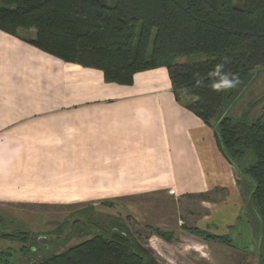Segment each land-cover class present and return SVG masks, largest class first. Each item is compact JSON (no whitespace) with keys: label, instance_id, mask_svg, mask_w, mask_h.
<instances>
[{"label":"crops","instance_id":"crops-1","mask_svg":"<svg viewBox=\"0 0 264 264\" xmlns=\"http://www.w3.org/2000/svg\"><path fill=\"white\" fill-rule=\"evenodd\" d=\"M19 34L0 30V206L175 201L205 194L229 174L214 129L177 101L167 66L136 73L131 85L109 83L101 70L31 44L35 29ZM185 57L171 62L188 63ZM234 223L225 232L238 248L219 250L255 264V235ZM183 243L156 242L169 255L193 250ZM248 243L255 250L240 248ZM211 255L214 264L226 260L221 252Z\"/></svg>","mask_w":264,"mask_h":264},{"label":"trees","instance_id":"trees-1","mask_svg":"<svg viewBox=\"0 0 264 264\" xmlns=\"http://www.w3.org/2000/svg\"><path fill=\"white\" fill-rule=\"evenodd\" d=\"M234 2L0 0V30L19 36L35 29L31 44L65 62L99 69L109 83L131 85L136 73L167 66L177 101L214 129L227 161L254 180L264 227V114L252 123L221 114L229 93L219 87L224 75L235 81L264 66V0H244L241 8ZM197 53L210 58L171 62ZM113 229L28 264H158L146 242ZM155 234L171 239L155 229L145 241ZM262 246L264 252V233ZM259 261L264 263L262 252Z\"/></svg>","mask_w":264,"mask_h":264},{"label":"rangeland","instance_id":"rangeland-1","mask_svg":"<svg viewBox=\"0 0 264 264\" xmlns=\"http://www.w3.org/2000/svg\"><path fill=\"white\" fill-rule=\"evenodd\" d=\"M234 5L241 8L244 0H235ZM209 58L202 53L185 57L189 64ZM227 91L229 94L221 114L249 123L261 118L264 114V66L251 69L236 78ZM231 166L229 174L217 178L218 182L209 192L190 198H175V201L142 196L100 206H0V264L38 262L96 234L111 235L116 230L114 227L119 231L131 232L141 243L146 242L158 264H214L215 256L211 254L220 252L222 259H226L223 264H252L247 263L244 255L241 261V257L232 255L226 249L219 250L220 246L238 248L235 246L238 240H233L225 232V227L228 228L233 220L234 228L241 231L245 227L255 235L253 240L258 242L259 254L257 251L253 260L255 264H262L258 256L261 252L264 254V227L255 203V182ZM244 177L253 183L243 180ZM234 228L232 226L230 229L231 233ZM155 229L164 237L171 238L172 242L182 239L183 244H188L193 250L169 255V247H165V254L156 244L159 235L155 234L153 240L148 238L145 241L146 236ZM179 244L176 245L181 247ZM249 244L239 247L248 252L255 250V244ZM203 248L208 253L205 258H200L195 251Z\"/></svg>","mask_w":264,"mask_h":264},{"label":"clouds","instance_id":"clouds-1","mask_svg":"<svg viewBox=\"0 0 264 264\" xmlns=\"http://www.w3.org/2000/svg\"><path fill=\"white\" fill-rule=\"evenodd\" d=\"M218 68H222V65L218 66ZM233 84H234V81L229 80V78L226 75H224L221 77V82H220L219 87H229V86H233Z\"/></svg>","mask_w":264,"mask_h":264}]
</instances>
